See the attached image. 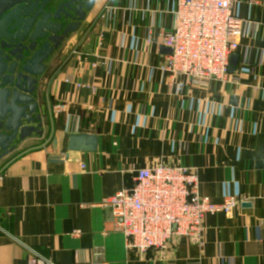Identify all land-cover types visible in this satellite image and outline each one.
<instances>
[{
    "label": "crops",
    "instance_id": "crops-1",
    "mask_svg": "<svg viewBox=\"0 0 264 264\" xmlns=\"http://www.w3.org/2000/svg\"><path fill=\"white\" fill-rule=\"evenodd\" d=\"M176 5L95 0L45 63L35 95L43 136L0 162V264H29L32 251L56 264H264V0H232L239 63L203 87L166 70L159 38ZM78 134L98 136V150L69 153ZM157 166L196 169L214 203L244 201L206 216L201 243L130 252L103 201Z\"/></svg>",
    "mask_w": 264,
    "mask_h": 264
},
{
    "label": "built area",
    "instance_id": "built-area-1",
    "mask_svg": "<svg viewBox=\"0 0 264 264\" xmlns=\"http://www.w3.org/2000/svg\"><path fill=\"white\" fill-rule=\"evenodd\" d=\"M232 0H177L175 23L160 35L170 49L166 70L194 86L224 83L231 57L239 50L242 21L231 12ZM84 169V166L82 165ZM4 173L0 174V181ZM244 200L228 196L214 203L200 195L197 170L157 166L137 171L134 185L103 201L127 250L146 255L166 252L179 238L201 243L206 216H230ZM29 264H56L32 251Z\"/></svg>",
    "mask_w": 264,
    "mask_h": 264
},
{
    "label": "water",
    "instance_id": "water-1",
    "mask_svg": "<svg viewBox=\"0 0 264 264\" xmlns=\"http://www.w3.org/2000/svg\"><path fill=\"white\" fill-rule=\"evenodd\" d=\"M95 0H0V162L33 136H43L36 103L46 62L78 32ZM172 54L170 49H164ZM239 63L231 57L229 72ZM96 135L69 137V153H95Z\"/></svg>",
    "mask_w": 264,
    "mask_h": 264
},
{
    "label": "rangeland",
    "instance_id": "rangeland-1",
    "mask_svg": "<svg viewBox=\"0 0 264 264\" xmlns=\"http://www.w3.org/2000/svg\"><path fill=\"white\" fill-rule=\"evenodd\" d=\"M173 75V74H172ZM174 76V75H173Z\"/></svg>",
    "mask_w": 264,
    "mask_h": 264
}]
</instances>
